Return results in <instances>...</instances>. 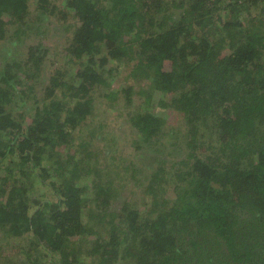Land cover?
Segmentation results:
<instances>
[{
    "label": "trees",
    "instance_id": "1",
    "mask_svg": "<svg viewBox=\"0 0 264 264\" xmlns=\"http://www.w3.org/2000/svg\"><path fill=\"white\" fill-rule=\"evenodd\" d=\"M2 241L23 264H264V0H0Z\"/></svg>",
    "mask_w": 264,
    "mask_h": 264
},
{
    "label": "rangeland",
    "instance_id": "2",
    "mask_svg": "<svg viewBox=\"0 0 264 264\" xmlns=\"http://www.w3.org/2000/svg\"><path fill=\"white\" fill-rule=\"evenodd\" d=\"M55 38H57V37H54L50 41L54 40ZM4 47L8 48L7 45H4ZM16 51L18 52L17 49H16ZM52 53L54 55V52H52ZM54 60H56V61L58 60V63H61V64L63 63L62 56H60L58 58L56 56V58ZM157 99H158V96L155 95L153 97L154 104H156L155 102L157 101ZM98 104H99V110H100V113H101L102 110L105 108L106 103L100 104L99 100H97V105ZM152 110L156 114L163 115V117L165 118L167 123L174 121L173 120V114H172L171 110H163L160 107H153ZM101 115H102L101 118L97 119L98 122H104V123L107 122L108 123V122L114 121L113 123L117 125L120 122L119 120H121V119H114L113 116L110 115L109 113H102ZM108 115H109V117H108ZM122 151L124 152V154L129 152L125 148ZM36 182H35V185H36L37 188H39V192H45V194H46V196L48 198V201L51 200L52 199V192L45 185L44 186L43 185L40 186ZM46 182H48V181H45V183ZM140 194H141L140 191L137 190L136 194L132 195V200L138 202L139 204H140V202H139ZM124 196H125V194H124ZM16 243L23 245V244H26L27 242L24 241V242L20 243V242L13 241L12 244L10 243L11 245L9 247H5L7 245L5 241L1 242V244H0V261L2 263L7 262L9 264H23L25 262V257L23 256V253L21 251H19L20 250V246L18 245V248L16 250H14V246H12L13 244H16ZM48 260H49V257H46L45 261L47 262V264H49ZM80 261L84 262V263H88V259H86L84 257H81Z\"/></svg>",
    "mask_w": 264,
    "mask_h": 264
}]
</instances>
